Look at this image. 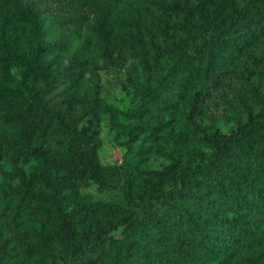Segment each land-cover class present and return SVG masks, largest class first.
<instances>
[{
	"label": "rangeland",
	"instance_id": "1",
	"mask_svg": "<svg viewBox=\"0 0 264 264\" xmlns=\"http://www.w3.org/2000/svg\"><path fill=\"white\" fill-rule=\"evenodd\" d=\"M29 1L21 0L22 4ZM226 2L223 14L227 17L234 6H243L246 0ZM257 5L252 17L262 28L255 29L252 38L235 36L238 49L225 52L195 113L191 101L201 74L184 73L170 86L160 89L159 85L177 55L178 42L187 41V32H204L211 20V0H113L106 42L94 34L100 4L76 8L84 19L80 42L53 47L40 61L52 74H60L62 66H68V73L61 74L60 83L44 96L79 129L91 121L90 133L96 131L100 141L98 163L103 183L86 176L69 177L70 187L58 194L77 231L96 234L123 215L140 216L124 200L125 183L136 197L154 185L155 172L174 164L161 179V187H166L185 166L205 161L210 152L206 135L232 133L237 122L259 120L264 111V0ZM68 8L61 1L46 4L50 13ZM188 12L193 13L191 22L186 19ZM10 19H14L11 7L0 3V30ZM14 34L11 46L33 58L38 38L30 24L16 22ZM86 37L89 43L80 56L77 47ZM9 73L19 78L17 67H10ZM0 85H13L1 71ZM39 86L35 81L34 87ZM0 133L11 135L12 128L0 122ZM38 143L53 157L71 162L80 149L50 131L40 136ZM258 147L257 137L241 146L228 145L212 176L224 177L223 185L232 191L239 186L237 167L242 165L260 177L262 164L255 157ZM16 167L27 175L46 170L65 177L47 162L30 160ZM197 180L187 183L185 193L177 199L151 201L154 211L167 218L166 225L119 228L111 233L112 240L93 264H247L249 260L250 264H264V223L249 239L235 237L226 254L194 250L209 237L223 239V221L243 218L247 210L234 205L231 195L222 193L208 176ZM47 210L44 202L24 197L17 169L7 160L1 161L0 233L7 235L8 224L19 228V240L13 243L14 264H67L66 245ZM47 232L48 238L43 235Z\"/></svg>",
	"mask_w": 264,
	"mask_h": 264
},
{
	"label": "trees",
	"instance_id": "2",
	"mask_svg": "<svg viewBox=\"0 0 264 264\" xmlns=\"http://www.w3.org/2000/svg\"><path fill=\"white\" fill-rule=\"evenodd\" d=\"M41 1V2H40ZM61 1L69 8L60 12L50 13L46 4ZM2 5L11 7L14 19L5 21L0 30V71L2 76L13 82L12 86L0 85V122L12 128L11 135L0 133V162H7L17 169V178L23 187L24 197L37 202H44L48 212L58 224L59 238L67 248V264H93L101 256L105 246L112 240L111 233L119 228H139L143 224L148 226L166 225L167 218L157 214L152 202L168 203L181 197L185 193L187 183H195L199 178L208 176L210 183L220 188L222 193L231 195V201L238 207L246 208L243 218L224 220V238L215 240L209 237L200 248L194 250L219 254H226L233 245L235 237L242 240L255 235L264 223V111L259 114V120L252 118L245 122H237L232 133L212 132L205 137L210 152L204 162L193 166H185L171 180V184L161 187L164 174L170 172L174 164L155 172V183L149 189L143 190L136 197L129 191L127 183L123 185V196L127 205L136 209L140 216L123 215L96 234L91 231H77L64 213L58 196L59 192L70 187L67 178L89 177L96 183H103L99 172L98 150L100 141L97 132L91 131V121L87 126L79 129L74 122L68 121L58 108L48 104L44 94L52 91L60 83V75L68 73V66L64 64L60 74H52L48 65L40 61L41 55L56 46H67L70 42L79 43L81 27L84 23L77 9L100 4L95 14L96 34L102 41L109 38L108 17L113 0H30L22 4L21 0H0ZM226 0H211V20L207 23L203 33L187 32V41L180 40L177 44V55L165 69L160 82V89L170 86L175 79L184 73L202 75V79L193 93L191 110L195 113L202 101L207 81L218 70V65L225 52L238 49L235 36L245 38L254 37V30L261 26L253 19L252 14L257 11V3L263 0H246L243 6H234V12L225 16L223 10ZM77 8V9H76ZM188 22L193 20V13L186 14ZM26 21L38 38L34 48V57L29 59L23 53L17 52L11 46L14 26L16 22ZM262 28V27H261ZM89 39L86 37L77 47L80 56L87 49ZM74 58H71L73 61ZM202 65V66H201ZM17 67L19 78L10 76L9 68ZM202 69V71H201ZM40 83L34 87V82ZM119 120L116 113L113 114ZM48 131L55 137L79 146L73 162L63 158L53 157L38 143L39 137ZM259 139V147L255 157L260 160L261 174L255 177L239 165L235 170V177L239 180L238 190L225 188L224 177L212 176L228 145L241 146L250 138ZM81 146H85L84 150ZM30 160L47 162L52 169L65 174L64 178L53 176L43 170L25 174L19 164ZM231 229V231H230ZM229 230L230 232H228ZM17 225L8 224L7 235L0 233V264H14L13 243L19 240ZM48 238V232L43 234ZM261 252V251H260ZM260 255V254H258ZM244 262V261H243ZM240 263V264H243ZM251 260L247 262L250 264Z\"/></svg>",
	"mask_w": 264,
	"mask_h": 264
}]
</instances>
